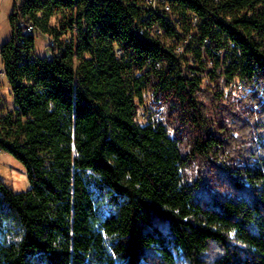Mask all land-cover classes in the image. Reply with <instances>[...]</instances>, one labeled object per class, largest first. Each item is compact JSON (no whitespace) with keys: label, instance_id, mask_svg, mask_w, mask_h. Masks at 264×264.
<instances>
[{"label":"trees","instance_id":"1","mask_svg":"<svg viewBox=\"0 0 264 264\" xmlns=\"http://www.w3.org/2000/svg\"><path fill=\"white\" fill-rule=\"evenodd\" d=\"M133 1L23 0L20 14L10 11L0 58L14 107L0 96V152L23 166L29 186L15 192L0 180V264H264V92L251 90L227 113L229 127L213 128L202 101L216 105L222 94L138 35ZM172 5L197 13L198 36L237 44L228 79L264 85V0ZM64 10L67 20L51 26ZM20 15L59 50L38 56ZM147 91L167 104L173 136L162 121H136Z\"/></svg>","mask_w":264,"mask_h":264},{"label":"built area","instance_id":"2","mask_svg":"<svg viewBox=\"0 0 264 264\" xmlns=\"http://www.w3.org/2000/svg\"><path fill=\"white\" fill-rule=\"evenodd\" d=\"M134 2L133 0H129ZM219 0H212L217 3ZM23 0H13L11 11L20 14ZM137 6L141 9V16L136 20V30L139 36L153 41L161 48L171 53L181 64V68L189 78L198 79L199 85L203 89L210 91L218 90L224 98H233L237 92L243 93L242 97L251 90L258 88L259 82L253 77L249 85L236 73L230 79L227 78L226 70L232 59H237L240 50L237 44L232 40L218 41L211 40L209 37H200L199 16L192 11H176L173 8L172 0H139ZM157 15L163 17L168 24L166 29L156 20ZM221 18L224 17L219 14ZM17 27L23 30V33H38L35 24L28 15L17 18ZM169 30V32H168ZM74 34L77 29L74 26ZM47 39V48L58 51L59 48L52 36L45 35ZM69 42V38L64 39ZM23 43V39L20 41ZM117 56L121 55V50L116 49ZM36 56L31 54L29 60L33 62ZM1 59V58H0ZM147 65L151 64L147 60ZM162 62H155L153 67L161 68ZM1 75L5 76L3 71ZM151 94V92H150ZM152 95V94H151ZM152 98V97H151ZM153 108H146L141 114H136L146 123L150 119L160 120L164 113V108L160 100H153Z\"/></svg>","mask_w":264,"mask_h":264},{"label":"rangeland","instance_id":"3","mask_svg":"<svg viewBox=\"0 0 264 264\" xmlns=\"http://www.w3.org/2000/svg\"><path fill=\"white\" fill-rule=\"evenodd\" d=\"M11 8H12L11 0H0V46L1 44H3L5 41L8 40L11 33V28L8 20V15L10 13ZM69 14L70 11L64 10L61 13L54 15L50 19V25L57 26L60 22L67 20V16H69ZM34 50L38 56H43L47 52V39L45 35H43L42 33H37L35 35ZM82 57H87V54L86 53L82 54ZM79 61H80L79 57H74L72 63L73 67H76L79 64ZM0 71H2L1 59H0ZM257 90H258L256 91L257 97L261 98L264 92V85L259 84ZM242 95L243 93L237 92L233 95V98L222 97L223 99L219 100L216 105L202 101L206 110V117L208 121L212 124L213 128L219 131L222 129V126H226V128L229 127L230 118L228 117L227 113L238 111L243 108V106L240 105V99L242 98ZM0 96L2 98L1 105L4 107V109L11 110L14 107L11 89L6 77L1 75V73H0ZM152 104L154 105V103H152L151 94L150 92L147 91L143 96V102L139 106L137 110V114L138 113L141 114L142 112H144L146 108H150V109L153 108ZM162 106L164 108L163 110L164 113L159 121H162L165 124L168 130V134L170 136H173L175 124L174 122L168 121L167 104L162 103ZM136 121L139 123H143L141 122L142 120L139 117H137ZM189 143H190L189 139L185 137L181 145L182 153L189 151L190 148ZM225 156L226 154H222L220 152L218 154V161L220 162L223 160H227ZM243 157H245L244 152L240 150V156L238 155L235 158V162L237 164H242L244 162ZM196 170H197V164L196 162L193 161L184 168L183 172L184 175L187 177V179L193 180L196 175ZM0 180L15 192L25 190L29 186L23 166L18 161H16L12 156L3 152H0Z\"/></svg>","mask_w":264,"mask_h":264},{"label":"crops","instance_id":"4","mask_svg":"<svg viewBox=\"0 0 264 264\" xmlns=\"http://www.w3.org/2000/svg\"><path fill=\"white\" fill-rule=\"evenodd\" d=\"M13 0H11V3H12ZM11 11V10H10ZM10 25V24H9Z\"/></svg>","mask_w":264,"mask_h":264}]
</instances>
